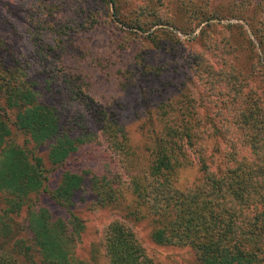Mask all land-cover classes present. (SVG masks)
Listing matches in <instances>:
<instances>
[{"label":"trees","instance_id":"1","mask_svg":"<svg viewBox=\"0 0 264 264\" xmlns=\"http://www.w3.org/2000/svg\"><path fill=\"white\" fill-rule=\"evenodd\" d=\"M39 1L34 0L35 3L30 6L27 15L28 22L32 25V22H38L34 24L35 30L42 31L45 12L42 2ZM129 2L131 1L99 0L102 5L101 11L108 19L105 23L107 29H113L116 23H123L122 11ZM84 4L85 1L81 0L78 5L80 11L77 6L74 8L77 16H82V26L78 28L84 29L86 33L100 29L102 25L95 26L87 18ZM154 6L160 8L162 4L156 3ZM207 6L208 0H201L195 5L179 2L176 11L185 24L197 28L203 23L223 17L220 12L206 10ZM139 8L140 6L137 10ZM217 9L220 10V8ZM149 16L150 20L147 22L126 24L124 27L127 29L123 33L135 36L139 40H152L156 48L163 52L169 50L167 43L161 44L158 36L162 32L167 36L172 35L160 27H172L173 20L163 22L156 12L155 14L150 12ZM61 26L58 33H61L64 38L59 39L58 43L67 45L74 42L75 28L62 26L61 30ZM154 27L159 28L149 32ZM112 34V30L108 32L105 45L108 51L107 58L110 59L107 63L111 67L107 64L104 68L108 70H102V64L96 61L94 62L95 74H100V65L104 73L111 72L117 79V73H120L122 69L118 66L121 61L120 52L115 50V48L119 50L118 39L109 37ZM261 37L260 51L264 52V35ZM5 48L8 47L5 46ZM53 48H57L56 45ZM63 49L58 47V50ZM41 50H43L42 46H37V52L46 58L48 50L43 52ZM5 54V49L0 46V200L3 204V214L0 219L4 222L6 229L10 230V225L11 227L15 225V216H19L26 210L27 227L31 234L28 249L37 254L41 264H87L74 261L69 256L67 245L69 237L78 233L80 222L68 232L65 223L53 218L47 209H35L29 203L32 194L47 191L45 162L36 150L45 142L52 141L46 161L51 166L60 167L80 146L98 140L107 142L112 151L119 149L121 152H127V156L136 154L134 151H127L128 148L125 150V132L116 123L107 125L102 123L94 129L85 130L84 133L65 128L61 113L46 102L45 95L41 93L43 101L39 98L40 93L35 88L38 85L35 82L36 77L30 76L25 69L17 65V62L11 64L7 61L9 56ZM103 54L105 55V52ZM230 59L232 58H229L228 66L232 61ZM172 60L174 64L171 68L166 65L154 67L149 64L136 69L138 79L150 81L156 87L150 86L148 90H145L140 88L141 81L137 85L135 78L129 80L128 87L137 90L140 98L143 94L154 96V93L162 97V95H169L171 91L174 96L180 95L185 102H182L183 108H178L177 105L181 104V101L170 100L171 103L163 106L164 110L160 111L159 120H156L155 114L150 112V119L153 120L150 125L153 126L151 130L145 127L138 129L140 136L145 138L140 148L143 147L144 152H148V157L145 160V166L143 165L145 168L142 169L143 174L139 175L136 171L135 175L131 174L127 183L132 186V192L136 197V200H132L134 208L129 209L128 213L136 211L135 214H140V218L150 219L156 224L151 235L155 243L189 247L201 264H264V112L250 106L254 98L247 93L243 94L242 101L245 106L235 113L237 124L233 122V128L237 131L235 134L242 137L239 147L247 148L249 158L239 156L228 137L229 132L223 125L216 126L212 118L209 119L207 116H203L201 120L200 113L194 111L191 103L197 101L194 98L197 94L196 90L183 93L177 86L174 81L177 80L179 72L176 68V60ZM138 65L141 64L138 63ZM229 68L228 72L231 75L224 76L226 80L224 83L227 86V92L230 91L232 94L231 88L236 84V80H234L235 72L231 65ZM33 71H36L39 76L44 70ZM172 72L174 77L168 78L167 74ZM103 75L100 74V76ZM70 84L73 85L70 88H74L76 97L86 96L84 88L77 81L71 80ZM170 97L168 96L169 99ZM216 98L217 96H211L212 100ZM225 99L229 103L231 98L225 96ZM199 100L202 102L201 99ZM103 111L104 108L90 109L91 122L109 119ZM161 119L163 125L156 128V122H161ZM201 121L203 124L210 125L209 128L202 127ZM13 130L24 137L22 146L10 138ZM209 138L222 141L223 146L228 149L227 154H223L222 164L213 166L210 157L213 156L212 152L218 150L209 149L206 144ZM234 141H236L235 136ZM27 144H31L32 147L28 148ZM189 154L197 157L198 168L203 178L201 181H195L179 189L178 186L176 187L175 175L178 170L190 163ZM127 165L136 166L134 163ZM138 170L141 171V169ZM82 182L83 179L79 174L64 169L57 187L51 192L52 199L61 206L69 205ZM117 182L119 181L115 179L107 180L105 172L93 177V184L97 189L96 196L99 195L100 198L102 195L106 196L108 199L105 201L111 203L112 208L122 210L126 206L116 204L118 197L113 188ZM137 206L143 208L136 210ZM104 250L107 264H152L144 255L132 230L120 221H114L107 227L104 234ZM24 257L31 261L27 254H24ZM26 263V261L18 262L16 258L1 250L0 246V264Z\"/></svg>","mask_w":264,"mask_h":264},{"label":"rangeland","instance_id":"2","mask_svg":"<svg viewBox=\"0 0 264 264\" xmlns=\"http://www.w3.org/2000/svg\"><path fill=\"white\" fill-rule=\"evenodd\" d=\"M80 1L40 0L45 12L42 23L44 29L40 31L35 30L34 26L38 22H32L33 25L28 22L27 11L35 3L34 0H0V46L5 49V55L9 56L7 61L11 64L17 62V65L25 69L30 76L36 77L35 82L38 85L35 88L40 93L39 98L43 101L41 93L45 95L46 102L61 113L65 128L84 133L85 130L94 129L102 123L106 125L116 123L125 132V150L128 148L127 151H134L136 155L127 156V152H121L119 149L112 151L107 142L98 140L80 146L61 167L51 166L46 161V156L53 142L47 141L36 150L45 162L47 191L32 194L29 203L35 209H47L53 218L65 223L68 232L80 222L78 233L72 234L67 242L69 256L74 261L107 264L104 234L110 223L120 221L132 230L144 255L152 264H201L189 247L155 243L151 235L156 224L150 219L140 218L141 215L135 214L136 211L128 213L129 209L134 208L132 200H136V197L132 192V186L127 183L131 174L136 171L139 175L143 174L142 169L148 157V152H144L143 147L140 148L145 138L140 136L138 129L145 127L151 130L153 126L150 125L153 120L150 119V112H153L156 120H159L160 111L164 110L163 106L171 103L170 100L181 101V104L177 105L178 108H183L182 102H185L180 95L174 96L171 91L169 95H162L163 98L155 93L154 96L143 94L140 98L137 90L131 89L128 84L129 80L135 78V84L142 82L140 88L148 90L150 86L156 87L150 81L138 79L136 69L149 64L154 67L166 65L171 68L174 64L172 59L176 60L179 74L174 82L183 93L196 90L198 94L194 96L197 101L191 103L194 111L200 113L201 120L203 116H207L209 119L212 118L216 126L223 125L229 132L228 137L236 148L235 152L248 159L247 148L239 147L242 137L235 134L237 131L233 128V122L237 124L235 113L245 106L242 98L246 93L254 98L250 106L264 112V52L260 51L259 45V40L262 41L261 35H264V0H208L206 10L220 12L223 17L203 23L197 28H192L181 20L176 6L179 2L195 5L201 0H129L131 2L122 11L123 23L114 24L113 29H107L105 25L108 19L101 11L102 5L99 0H84L83 8L91 24L102 25L100 29L87 33L84 29L78 28L82 26V16H77L74 11L76 6L79 10ZM156 3H161L162 7L154 6ZM150 12L159 14L163 22L170 19L174 22L172 27H160L172 34L167 36L162 32L158 36L161 44L167 43L169 47L165 52L157 49L152 40H139L135 36L123 33L127 29L124 27L126 24L150 20ZM38 18L40 20L39 16ZM60 25L65 28L68 26L75 28L74 42L67 45L58 43L59 39L64 38L58 33ZM208 25L211 27H207ZM156 28L159 27L151 28L149 32ZM111 30L113 37L111 35L109 37L118 39L119 43V50L116 48L115 50L120 52L121 61L118 66L122 70L117 73V79L111 72L102 71L108 70L104 68L107 64L111 67L107 63L110 59L107 58L108 51L105 49L108 32ZM71 32L70 30V34ZM39 45L43 48L41 52L48 50L46 58L37 52ZM55 45L57 48H53ZM174 45L175 49H173ZM59 46L64 49L58 50ZM229 58H232L230 59L232 61L228 66ZM96 61L102 64V70L100 65L99 70L100 74H104L103 76L95 74ZM134 63L137 65L134 66ZM212 63L216 65L213 66ZM230 65L235 72L233 77L236 80V84L231 88L232 94L230 91L227 92L224 83L226 75H231L228 72ZM33 70L44 71L38 76ZM172 76L174 77V72L167 74L168 78ZM71 80L77 81L84 88L85 97L78 98L74 95V88H70L73 87L70 84ZM211 96L217 98L212 100ZM225 96L231 98L229 103ZM94 108H104L103 112L109 119L91 122L90 109ZM162 125L161 119V122H156L155 127L160 128ZM201 125L206 129L210 126L207 123L203 124V121ZM10 138L19 146L24 143V137L15 130L12 131ZM206 144L210 150L212 148L218 150L212 152L213 156L210 157L213 166L222 164L223 154L228 152L222 141L209 138ZM26 146L32 147L31 144ZM196 158L194 155L191 156L190 163L177 171L176 187L178 186L179 189L202 180L203 174L198 168ZM194 159L196 161H192ZM133 163L136 164L135 167L127 165ZM64 169L79 174L83 182L75 191L71 203L61 206L52 199L51 192L57 187ZM104 172L107 174V180L119 181L113 186L118 197L116 204L126 206L125 209L112 208V204L105 201L108 199L106 196L102 195V198L96 196L97 189L93 184V177ZM146 181L150 183L147 178ZM2 208L3 204L0 200V217L3 214ZM138 208L143 207L137 206L136 210ZM26 220L25 210L19 216H15V225L13 227L10 225L9 230L0 219L1 250L16 258L18 262L41 264L37 254L28 249L31 234ZM24 254H27L31 261H28Z\"/></svg>","mask_w":264,"mask_h":264}]
</instances>
